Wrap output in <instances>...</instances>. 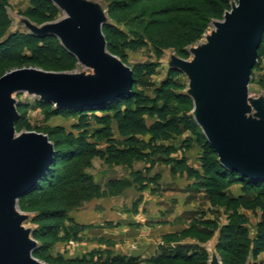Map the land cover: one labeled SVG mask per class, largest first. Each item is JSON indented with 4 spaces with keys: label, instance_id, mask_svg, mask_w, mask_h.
<instances>
[{
    "label": "rangeland",
    "instance_id": "1",
    "mask_svg": "<svg viewBox=\"0 0 264 264\" xmlns=\"http://www.w3.org/2000/svg\"><path fill=\"white\" fill-rule=\"evenodd\" d=\"M82 1L94 8L101 18L104 23L103 33L109 27H117L124 31L130 39L143 40L146 43V46L138 51H126V57L107 48L108 54L116 57L131 69L133 79L136 66L149 65L144 71L146 75L142 81L135 88L133 86L134 90L136 92L145 91L149 95H153L154 87H158L165 82L172 71H178L180 73L174 78L177 87H172L170 90L175 95L189 97L190 101L181 104L175 100L174 105L181 110V113H187L194 117L195 104L189 95L191 80L178 69L176 62L193 63L196 60L194 51L208 43L207 39L215 31L214 24L222 23L225 15L231 12L238 0ZM213 3L219 9L224 7L222 16L213 17L206 14L204 8L210 7ZM7 9L12 21L8 34L21 32L37 35L38 30L67 19V16L61 11L59 18L53 22L40 21L31 14L30 0H9ZM194 24L206 26V29L198 40L192 42L194 34L189 33V29ZM261 67L254 72L249 86V97L252 105L256 102L264 104V71L261 70ZM23 68L37 69L56 75L88 77L96 82L100 80V75L95 70L80 63L73 70H69L65 66H20L4 63L0 65V78L11 71ZM11 99L15 102L18 113L17 121L21 124L18 129L16 128L18 135L29 132L44 135L54 145L55 149L62 150L68 148L67 134L79 135L80 132L74 128L78 118L65 117L63 111H61L62 108H58L53 104L48 106L43 103L45 101L30 93H13ZM257 115L258 111L254 109L249 118L261 120V117ZM25 125H29L30 129L25 128ZM57 128H63L65 134L56 136L53 131ZM96 128L98 127L93 125L91 129L96 130ZM181 140L182 138L178 139L175 145L179 146ZM89 141L96 144V150L106 151L107 144L104 140L89 138ZM192 150H194V153H192L194 156H202V148L198 145H193L185 154ZM179 155H181V152L174 155V158ZM197 161L200 162V158ZM137 166H141L140 168L145 174L149 169L150 175H160L161 180L162 175L167 172L171 173V167L163 165L161 162L152 167V164L134 158L129 159V164L118 161L110 162L96 156L59 162L55 168L57 172L80 170L90 178L88 185H85L86 187L81 185L75 190H68L66 193L47 191L43 194L37 191L36 195L20 199L18 206L7 212L14 218H22L21 228L27 233L29 239L37 245V249L33 254L34 260L38 264H107L114 257L125 256L137 257L141 264H149L148 259L160 255L164 246L171 249L175 245L181 244L190 247L193 251L197 248L204 249L208 254L207 264L213 262L227 264L224 255L217 250V243L222 228L229 221L228 207L225 201L212 200L207 193L203 196V199H200V196L192 201L188 200L186 202L188 204L184 205L182 201L165 199L166 197H163L165 193L161 192L160 186H158V189L155 184H151L146 188L151 190L152 187L151 191L157 192L158 196H162L158 199L162 200L161 203L165 201L164 204L167 206L168 211H180V208L185 210L179 218L180 222H177L174 226H165V228H173V232L155 237L160 253L147 256L141 255L145 251L139 250L136 252L137 249L142 247V240H125L121 242L99 240V238L85 234L89 229L95 227L80 224L75 219L82 217L83 213L91 210H95L100 215L104 214L107 211V201L121 195L126 189V187L112 186L110 182L104 184L106 182L105 175L110 171L131 170V177L134 178L133 173ZM124 180L130 181L129 179ZM185 181L184 178H180L181 184H185ZM141 205H144L143 200H138L135 207L139 208ZM146 207V205H144V208L142 207L144 212L147 210ZM47 211L56 212L53 213L52 219H46L47 214L45 212ZM245 213L250 218L249 228L251 237L254 238L256 226L260 221V214L255 216L252 212L245 211ZM77 226H84L86 229L79 231ZM139 227L138 230H140ZM96 228L119 231L114 223ZM41 231L42 234H40ZM171 235L174 237L167 240L166 237ZM137 254L140 255L137 256ZM257 262L264 264V254L260 256ZM162 264L187 263L183 261H165ZM248 264H253V260H250Z\"/></svg>",
    "mask_w": 264,
    "mask_h": 264
},
{
    "label": "water",
    "instance_id": "2",
    "mask_svg": "<svg viewBox=\"0 0 264 264\" xmlns=\"http://www.w3.org/2000/svg\"><path fill=\"white\" fill-rule=\"evenodd\" d=\"M51 1L67 19L37 35L56 36L100 80L32 68L0 78V264H38L33 258L37 245L21 228L22 218L7 212L40 183L56 157L46 136L17 134L11 95L30 93L58 108L96 109L128 95L134 86L131 69L108 54L104 23L95 9L82 0ZM214 27L208 43L194 51L196 60L176 65L191 80L194 118L220 163L242 178L264 182V104L252 105L249 97L264 35V0H238ZM254 109L261 120L249 118Z\"/></svg>",
    "mask_w": 264,
    "mask_h": 264
},
{
    "label": "trees",
    "instance_id": "3",
    "mask_svg": "<svg viewBox=\"0 0 264 264\" xmlns=\"http://www.w3.org/2000/svg\"><path fill=\"white\" fill-rule=\"evenodd\" d=\"M8 3L9 0H0V65L4 63L42 67L53 65L65 66L69 70L79 65L76 56L70 53L56 36H38L21 32L8 34L12 26L7 9ZM30 5L32 16L42 22H53L61 15L60 8L51 0H30ZM204 9L207 15L213 17L222 16L224 12V7L219 9L214 3ZM199 25L194 24L189 29V33L194 34L192 42L198 40L205 32L206 26ZM104 34L109 50L123 57H126V51L135 52L146 46L143 40H132L117 27L105 29ZM148 67L149 65L135 67L134 88L142 81L146 75L144 71ZM260 67L264 71V35L252 77ZM179 73L172 71L165 82L153 88V95L145 91L136 92L133 88L128 95L96 109L62 108L65 117L78 118L74 128L80 133L78 136L72 133L66 135L67 150L55 149L56 157L47 174L21 199L36 195L37 191L43 194L47 191L66 193L81 185H88L90 178L80 170L57 172L55 168L63 160L96 156L110 162L129 164V159L134 158L150 163L152 167L161 162L171 167L173 176H186L194 180L196 188L206 190L212 200L225 201L229 211V221L219 234L217 250L224 255L227 264H248L251 258L257 262L259 256L264 253V182L251 181L227 170L220 163L195 118L190 114L181 113V110L175 107V100L181 104L190 101L189 97L175 95L170 90L172 87H177L174 78ZM43 103L51 106L47 102ZM93 125L98 128L92 130ZM20 126L17 121L16 128ZM115 126L118 137L114 133ZM25 128L30 129V126L25 125ZM53 132L56 136L65 134L63 128H57ZM89 138L104 140L107 144L106 151L96 150V144L90 142ZM180 138L182 142L179 146L175 145ZM193 145L202 148L201 172L191 167L185 156ZM178 152H181L182 156L174 158ZM133 177V182L120 180L111 181L110 184L115 187L120 186L119 188H128L137 184L139 190L143 191L151 184H155L158 188L161 178L160 175H150L149 169L147 174L134 172ZM233 185L242 186L241 196L234 197L228 194V190ZM43 187L46 188L42 189ZM245 211L252 212L255 216L260 214L254 238L251 237L250 218ZM54 212H45L46 219H52ZM77 229L82 231L86 227L77 226ZM173 237L167 236L166 239L171 240ZM165 261L207 264L208 254L204 249L197 248L193 251L190 247L179 244L171 249L164 246L160 255L148 259L149 264H162ZM107 264H141V261L137 257L118 256Z\"/></svg>",
    "mask_w": 264,
    "mask_h": 264
},
{
    "label": "crops",
    "instance_id": "4",
    "mask_svg": "<svg viewBox=\"0 0 264 264\" xmlns=\"http://www.w3.org/2000/svg\"><path fill=\"white\" fill-rule=\"evenodd\" d=\"M114 133L115 136L118 137L116 126ZM192 153H194V150L185 154L188 159V164L201 172L200 162L197 161L200 156L196 157ZM181 156L182 155H179L178 157ZM140 167L141 166H137L134 172H142ZM131 176V170H120L115 172L110 171L107 175H105L106 182H104V184L124 179H129L133 182V178ZM173 177L174 176L170 172H167L162 175V180L160 179L159 181V186L162 189L161 192L165 193L163 195V197H166L165 199L169 201H182L184 205L188 204L186 203L188 200L192 201L200 196V199H203V196L206 194V190L197 189L194 180L188 179L186 176L180 177V175L174 178ZM180 178H184L186 180L185 184H181ZM151 190L146 189L144 191H139L137 184H133V186L126 188L121 195L107 201V211L104 214L100 215L96 213L95 210H91L87 213H83L81 215L82 217H77L78 219L75 220L80 224L95 227L93 229H89L85 233L87 236H93L99 238V240H113L119 242L125 240H142V247L137 249L136 252L139 250L145 251L141 255L147 256L160 253L159 245L157 244L155 237L173 232V228H165V226H174L177 222H180L179 218L185 210L180 208V211H168L167 206L164 204L165 201L161 203L162 200L158 199L162 196H158L157 192L155 193ZM167 192L168 194H166ZM228 194L234 197L241 196L242 186L235 185L231 187L228 190ZM138 200H143L144 205L147 206L146 212L142 210L144 205H141L139 208H137V206L135 207ZM111 223L117 225V228L119 229L118 232H115L114 229L96 228L101 225L103 227V225L105 226V224L108 225ZM138 226H140V230L137 229ZM138 255L140 254H137V256ZM250 260H253V264H259V262H255L252 258Z\"/></svg>",
    "mask_w": 264,
    "mask_h": 264
}]
</instances>
